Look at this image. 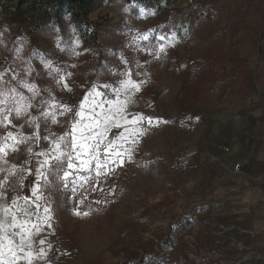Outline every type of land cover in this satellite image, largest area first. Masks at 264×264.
Listing matches in <instances>:
<instances>
[{
  "label": "rangeland",
  "instance_id": "1",
  "mask_svg": "<svg viewBox=\"0 0 264 264\" xmlns=\"http://www.w3.org/2000/svg\"><path fill=\"white\" fill-rule=\"evenodd\" d=\"M18 1L0 0V220L13 198H21V207L23 197L31 198L40 153L51 154L60 137L70 148L66 134L81 118L61 114V105L79 110L95 86L101 95H89L88 123L96 102L95 112L106 113L114 108L109 100L125 99L115 89L130 68L131 78L144 83L131 93L129 111L153 123L144 122L132 161L115 175L97 184L95 171L85 169L78 177L93 179L75 193L62 185L44 190L54 210L43 233L52 264H264L241 232L249 212L239 196L254 185L240 181L241 170L231 172L243 163L239 156L264 143V0H158L155 8L135 0H82L90 9L81 30L66 4L33 0L18 7ZM165 24L171 31L157 33ZM145 33L148 40L138 39ZM161 45L158 58L150 54ZM209 55L217 63L230 59L229 74L212 69ZM185 62L193 67L185 69ZM45 112H54L56 122ZM122 131L112 128L107 139ZM219 146L229 152L219 153ZM76 207L89 215H74Z\"/></svg>",
  "mask_w": 264,
  "mask_h": 264
},
{
  "label": "snow or ice",
  "instance_id": "2",
  "mask_svg": "<svg viewBox=\"0 0 264 264\" xmlns=\"http://www.w3.org/2000/svg\"><path fill=\"white\" fill-rule=\"evenodd\" d=\"M143 11V10H141ZM140 40H148L149 33L139 36ZM164 39V37H161ZM165 51V46L161 45L158 52H151L157 58L160 53ZM124 63H127L124 61ZM138 67H142L138 65ZM126 78L120 81V88L115 89L116 95L119 97L121 92L124 93L123 101L109 100L110 107L106 113L95 112V107L99 102L93 105V117L88 123H84V109L89 102V95L92 93L95 96H100L101 93L94 86L91 93L84 96V99L79 104V110L70 107L67 104L61 105V114L67 112L73 114L74 117H80L72 124L70 148L65 137H60L59 140L52 141L51 154L48 151L40 153L44 159L39 161V166L35 167L34 174L36 184L31 188V198L25 196L24 206L18 204L20 197L13 198L11 206L2 208L5 219L0 220V264H19L24 261V264H34L35 260H43L45 264H52L53 257L49 256L52 245L47 241L43 233L46 229L52 227L53 208L44 195V190L52 188L58 190L62 185L65 190L71 187L73 193L76 192L78 186H82L85 182H91V176L81 180L78 173L83 170H88L91 173L95 171V180L98 184L99 179L103 176L107 178L110 175H115L116 171L123 167L125 162H131L135 147L139 144V139L143 136L147 129L144 128L146 121L149 126L153 123V118L144 116L142 113L129 111V106L135 103V97L131 93L139 92L143 80L137 82L131 77L133 73L130 68L125 69ZM139 74V73H138ZM63 80L64 78L61 77ZM29 90L34 86L28 85ZM68 91L71 88L68 84L63 85ZM105 88H110V85H104ZM56 105H53L55 108ZM22 111L17 108L16 112L19 115ZM45 118H51L53 123L56 122L55 113H43ZM5 120L8 117H4ZM123 128L116 139L108 140L107 133L112 129ZM79 132V136L77 133ZM87 132V135H85ZM11 137L12 133L9 132ZM7 139V137L5 138ZM48 140L49 137H42ZM91 141V143H89ZM107 141V142H106ZM103 145V155H101V146ZM68 148L67 151H61V147ZM4 149L0 148V152ZM75 153V155H73ZM79 161L77 165L76 161ZM65 164L67 167L65 168ZM94 166V167H93ZM62 172V175H61ZM51 178V179H50ZM95 190V185H92ZM109 194H112V189H109ZM0 195H3L0 193ZM31 204L35 205L33 212ZM83 201H81L82 203ZM100 203V201H96ZM42 208V214H41ZM73 214L77 216H87L88 212H81L78 207L73 209ZM35 216V222H32V217ZM10 217V220L8 219ZM20 217H23L22 219ZM11 229V231H9ZM16 237H19L17 242ZM39 239V248L35 247L36 240ZM47 245V247H45ZM58 259V258H55Z\"/></svg>",
  "mask_w": 264,
  "mask_h": 264
},
{
  "label": "crops",
  "instance_id": "3",
  "mask_svg": "<svg viewBox=\"0 0 264 264\" xmlns=\"http://www.w3.org/2000/svg\"><path fill=\"white\" fill-rule=\"evenodd\" d=\"M237 160L243 162H235L242 164L241 171L239 170L240 181L254 185L251 187V202L245 210L249 215L241 218L246 221L241 232L244 239L248 240L243 241V244H250L252 257L260 259L264 256V185L261 184L264 179V143L251 147L247 155L239 156Z\"/></svg>",
  "mask_w": 264,
  "mask_h": 264
},
{
  "label": "trees",
  "instance_id": "4",
  "mask_svg": "<svg viewBox=\"0 0 264 264\" xmlns=\"http://www.w3.org/2000/svg\"><path fill=\"white\" fill-rule=\"evenodd\" d=\"M29 1L32 2L33 0H19L17 2V6L19 7L21 5L27 4V3H29ZM126 1L128 3H131L132 0H126ZM135 1H136V4L142 5L145 8H155L158 5V0H135ZM57 2L61 6L63 4H66L67 6H69V10L72 11V17L74 19L75 25H76V27H78L81 30V26H82L81 16L87 15L89 13L90 8L87 6H83L85 3L82 0H57ZM193 12L194 11H192V13ZM170 31H171V29L167 24H165L162 28L156 30L157 33L161 32L163 34H168ZM95 34L97 37L98 32H97L96 28L93 31V35H95ZM102 58H103V51H99L98 58L95 61L96 66H98V67L100 66V61ZM208 58L212 63V69L217 70L219 72L224 71L227 74H229V72L231 71V69H229V65H230V61H231L230 59H229V61H226L224 63H217V60L213 59L212 55H209ZM175 65H176V67L182 68L181 67L182 65L180 63L179 58H177V60H175ZM184 65H185V69H188V70L193 67L189 62H185ZM234 71L235 70L233 69V72ZM192 264H197V263H192Z\"/></svg>",
  "mask_w": 264,
  "mask_h": 264
},
{
  "label": "built area",
  "instance_id": "5",
  "mask_svg": "<svg viewBox=\"0 0 264 264\" xmlns=\"http://www.w3.org/2000/svg\"><path fill=\"white\" fill-rule=\"evenodd\" d=\"M218 151H219V153H221V154H226V153L229 152V148L226 147V146H219V147H218ZM217 161H218V160H217ZM218 163H219L221 166H225V164H224L221 160H219ZM240 168H241L240 163H235V164L233 165V167H232L231 170H232V172H239ZM261 184L264 185V179L261 180Z\"/></svg>",
  "mask_w": 264,
  "mask_h": 264
},
{
  "label": "bare ground",
  "instance_id": "6",
  "mask_svg": "<svg viewBox=\"0 0 264 264\" xmlns=\"http://www.w3.org/2000/svg\"><path fill=\"white\" fill-rule=\"evenodd\" d=\"M239 199L241 200L242 203L248 205L251 202V193H250V191H247L246 193H242L239 196Z\"/></svg>",
  "mask_w": 264,
  "mask_h": 264
}]
</instances>
